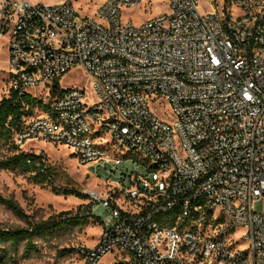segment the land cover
Returning <instances> with one entry per match:
<instances>
[{"label":"built area","instance_id":"2783aa9c","mask_svg":"<svg viewBox=\"0 0 264 264\" xmlns=\"http://www.w3.org/2000/svg\"><path fill=\"white\" fill-rule=\"evenodd\" d=\"M143 2L79 17L74 0H0L10 90L46 109L14 144L67 146L104 173L83 264H264V0H168V15L122 21ZM76 70L91 95L61 87Z\"/></svg>","mask_w":264,"mask_h":264},{"label":"rangeland","instance_id":"374dc122","mask_svg":"<svg viewBox=\"0 0 264 264\" xmlns=\"http://www.w3.org/2000/svg\"><path fill=\"white\" fill-rule=\"evenodd\" d=\"M34 5H54L62 0H29ZM104 0H74V7L79 17L95 15L97 7ZM200 11L203 8L200 5ZM168 0H144L135 7L123 9L121 19L141 26L161 15H168ZM8 41L0 39V100L9 95V67ZM62 88H84L91 95V78L82 71L68 73L59 81ZM36 96L43 95L44 89L32 91ZM162 109L169 112V106L161 104ZM43 111L39 108L31 110V116L26 119L39 117ZM108 140L109 138H105ZM24 152L35 153L44 157L46 167L51 175V183L34 184L31 174H19L0 170V196L12 199L28 216L31 223H41L56 217L61 212H68L69 217H80L83 211L91 206L90 200L79 199L75 196L64 195L73 192L78 195H87L89 191H102V180L105 176L99 171L96 177L94 171L79 166L74 152L67 146L56 145L47 141L35 142L32 146L23 148ZM11 155L8 147L0 150V159ZM263 205L254 204V209L261 211ZM101 209L97 215L101 214ZM68 217V216H67ZM104 219L107 214H101ZM87 224L82 220L75 225H66L54 232L49 238H36V251L24 254L20 249L16 259L11 264H83L80 254L82 249L92 248L101 235V227L95 218H87ZM28 223L20 219L5 206L0 204V228H26ZM241 230L236 238L240 237ZM241 244V243H240ZM242 247L245 245H241ZM99 264H115V255L105 256Z\"/></svg>","mask_w":264,"mask_h":264},{"label":"trees","instance_id":"16d2710c","mask_svg":"<svg viewBox=\"0 0 264 264\" xmlns=\"http://www.w3.org/2000/svg\"><path fill=\"white\" fill-rule=\"evenodd\" d=\"M57 89L58 83L54 84ZM50 98L61 95L62 91H55ZM43 102L32 96L18 95L10 90L9 95L0 100V150L8 147L11 155L0 159V170L19 174H31L34 184L51 183V175L46 167L44 157L35 153L21 151L13 141L14 135L22 128L26 117L31 116V110L43 108ZM43 112L46 109H41ZM66 196H75L79 199H89L87 195H78L67 192ZM0 204L5 206L13 214L28 223L26 228L3 229L0 228V264H11L16 259L20 249L24 254L36 251V238H49L54 232L66 225H75L82 220L83 225L87 224V218H93L91 206L83 211L80 217H69L68 212H61L56 217L41 223H31L28 216L21 207L12 199L0 196ZM68 216V217H67Z\"/></svg>","mask_w":264,"mask_h":264}]
</instances>
